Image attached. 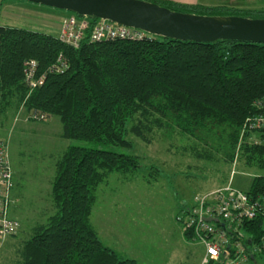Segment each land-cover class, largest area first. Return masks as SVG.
<instances>
[{
    "label": "trees",
    "instance_id": "16d2710c",
    "mask_svg": "<svg viewBox=\"0 0 264 264\" xmlns=\"http://www.w3.org/2000/svg\"><path fill=\"white\" fill-rule=\"evenodd\" d=\"M153 1L199 13L249 16L253 11ZM90 30L74 47L53 33L0 24V111L13 105L26 107L33 119L58 115L63 136L90 142L69 144L57 159L54 212L16 245L17 264H139L105 244L91 221L98 186L109 173L142 165L137 153L119 149L133 146L130 133L147 142L155 128L168 126L202 139L226 135L233 151L230 160L236 153L264 170V127L242 134L264 95V42L200 41L149 32L143 38L93 40ZM61 53L68 64L53 69ZM28 59H36L38 72L46 74L32 90L25 78ZM246 190L261 194L264 172L255 175ZM242 227L247 231L246 238L242 234L246 245L260 242L264 210L244 220ZM20 228L11 236H18ZM185 233L193 237L191 230ZM205 264L225 261L210 259Z\"/></svg>",
    "mask_w": 264,
    "mask_h": 264
},
{
    "label": "rangeland",
    "instance_id": "374dc122",
    "mask_svg": "<svg viewBox=\"0 0 264 264\" xmlns=\"http://www.w3.org/2000/svg\"><path fill=\"white\" fill-rule=\"evenodd\" d=\"M181 1L250 8L249 16H264V0ZM72 12L31 0H3L0 24L58 35L64 18ZM0 136L7 141L13 168L10 212L19 218L21 226L18 236L10 235L1 243L0 264H17L16 245L31 235L35 224L54 212L52 182L57 159L69 144L90 142L63 136L58 115L33 119L26 107L13 105L0 111ZM129 136L133 146L119 149L137 153L142 165L130 172L111 171L99 184L91 221L100 239L139 264L207 263L204 243L181 237L185 229L178 214L187 215L183 210L195 202V193L227 183L246 190L264 170L236 153L230 160L228 154L233 151L226 135L202 139L168 126L155 128L149 142L133 133ZM240 233L247 237L243 227ZM253 253L242 264H264V252ZM234 260L228 258L226 264H239Z\"/></svg>",
    "mask_w": 264,
    "mask_h": 264
},
{
    "label": "built area",
    "instance_id": "2783aa9c",
    "mask_svg": "<svg viewBox=\"0 0 264 264\" xmlns=\"http://www.w3.org/2000/svg\"><path fill=\"white\" fill-rule=\"evenodd\" d=\"M91 39L105 38H143L147 31L135 26L122 24L108 18L79 15L72 12L64 18L59 37L66 43L77 47L87 33ZM56 65L52 68L63 69L68 62L62 53ZM37 60L28 59L25 63V78L31 90L38 87L45 80V73L37 70ZM259 110L248 116L242 134L246 129L264 127V95L257 100ZM14 185L13 168L8 153L7 142L0 136V245L10 235L16 233L20 227V220L10 212L11 191ZM195 202L184 208L185 217L178 214L183 221L184 229L191 230L193 238L204 243L205 260H223L228 258L242 264L251 256L252 251L261 252L264 249V237L260 242L246 245L242 239L240 228L243 221L252 219L264 210V191L258 196L245 189L227 183L215 189H207L195 193ZM208 216L218 217L219 220L208 219ZM223 222V223H222ZM231 234L232 237L229 236ZM228 243H231L228 246Z\"/></svg>",
    "mask_w": 264,
    "mask_h": 264
},
{
    "label": "water",
    "instance_id": "95a60500",
    "mask_svg": "<svg viewBox=\"0 0 264 264\" xmlns=\"http://www.w3.org/2000/svg\"><path fill=\"white\" fill-rule=\"evenodd\" d=\"M31 1L65 8L79 15L108 18L157 35L200 41L229 38L264 42V16L192 12L174 9L153 0ZM207 218L219 220L218 217Z\"/></svg>",
    "mask_w": 264,
    "mask_h": 264
},
{
    "label": "crops",
    "instance_id": "0c3cea01",
    "mask_svg": "<svg viewBox=\"0 0 264 264\" xmlns=\"http://www.w3.org/2000/svg\"><path fill=\"white\" fill-rule=\"evenodd\" d=\"M14 216V215H13ZM16 217V216H15ZM18 218V217H17ZM19 219V218H18ZM185 236H187L188 237V235L186 234V233H184V237L181 235V237L182 238H186ZM8 237H10V236H8ZM7 237V238H8ZM7 238L5 239V240H7ZM4 242V241H3ZM205 251H206V248H205V245H204V250H203V252L205 253Z\"/></svg>",
    "mask_w": 264,
    "mask_h": 264
}]
</instances>
